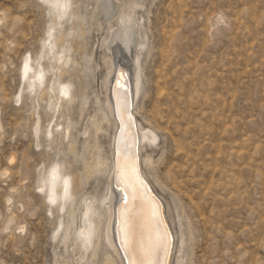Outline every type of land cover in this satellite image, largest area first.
Masks as SVG:
<instances>
[{"label": "rangeland", "instance_id": "1", "mask_svg": "<svg viewBox=\"0 0 264 264\" xmlns=\"http://www.w3.org/2000/svg\"><path fill=\"white\" fill-rule=\"evenodd\" d=\"M143 5L138 16L145 39L135 55L138 83L131 113L154 137L151 146L143 145V156L156 163L145 173L164 187L160 193L176 235L180 214L185 264H264V0H144ZM69 7L61 31L72 62L59 79L71 85L74 102L61 109L72 126L68 139L54 131L49 141L46 129L56 117L51 121L46 98L33 99L21 74L27 56L36 67L48 36L47 1L0 0V173L8 168L0 176V264H75L83 199L90 196L94 211L108 216L102 199L110 175L87 176L82 163L95 152L86 151L94 136L90 118H100L98 99L106 109L102 76L108 65L98 48L94 0H69ZM113 130L98 136L101 154L109 159ZM54 164L70 177L76 210L66 244L69 206L61 211L59 199L52 205L45 186L38 188ZM9 217L13 221L4 229ZM89 220L95 225L96 215ZM95 240L94 227L81 264H103L106 253L114 255L104 238L99 247Z\"/></svg>", "mask_w": 264, "mask_h": 264}, {"label": "bare ground", "instance_id": "2", "mask_svg": "<svg viewBox=\"0 0 264 264\" xmlns=\"http://www.w3.org/2000/svg\"><path fill=\"white\" fill-rule=\"evenodd\" d=\"M44 1H47L48 15L52 18L48 36L37 54L36 67L30 65V59L27 56L23 60L21 74L25 88L30 95H33V99L36 95L46 98V106L52 115L51 121L56 117L51 128L46 129L49 141H53L54 131L57 133L56 136L68 139L72 126L69 116L61 109H68L74 102L71 85L59 79V76L67 73L72 62L69 55L70 48L64 44V34L61 31L64 22L69 19L70 7L69 0ZM143 4L144 0H114V2L94 0L92 19L98 23L99 30H101L98 48L103 53L101 58L103 65L105 63L108 65L102 76V91H104L106 109L101 106L100 99H98L100 118L97 119V115L90 118L94 136L91 137V144L88 143L86 146V151L95 150V152L90 155L89 159H83L82 163L87 176L106 173L110 175L108 192L102 199L108 216L105 220L102 212L94 211L93 199L90 196L83 199L79 225L76 228L81 253L75 264H81L86 260L85 251L90 245L94 227L97 247L104 238L114 253V255L106 253L103 264H119V262L121 264H185L184 250L187 240L185 241L186 233L183 232L185 229H183L180 214L177 212L176 215L179 229L176 235L172 230L168 210L162 197L164 194H161L164 187L157 179L152 183L145 173V168L154 169L156 165L150 155L146 154L144 157L142 154L143 145L146 143L150 145L154 142V137L152 133L142 128L131 113L135 107L138 83L135 55L145 39L142 32V21L138 16V11L144 6ZM220 18L218 16L215 22L217 23ZM73 29L74 27H71V30ZM96 63L99 68L98 61ZM118 67L126 72L130 85V98L126 94L124 85H116L114 82L112 86ZM46 72L48 75H45ZM122 83L123 81L120 84ZM129 114L134 118L133 123ZM62 118L65 121L59 122ZM38 123L36 122L33 127L35 138L38 137ZM113 128L111 160L101 154L102 147L99 145L98 136L107 134ZM135 137L137 141L136 160L134 157ZM68 145L69 151L72 152L73 144L69 142ZM13 160L14 157L11 156L8 163H12ZM136 164L137 169H135ZM7 172L8 168H4L0 176H5ZM39 182L41 185L38 188L42 189L45 186L46 197L52 205L58 198L61 211L69 206L66 212L69 220L62 236V241L66 244L76 221V210L72 206L73 198L70 195V177L61 174L59 165L54 164L48 169L45 178L39 179ZM118 185H120L119 188H117ZM121 198L124 199L121 200ZM9 201L8 198L6 201L8 205H10ZM19 207L22 208V205ZM176 211H178L177 208ZM91 215L97 217L95 225L89 220ZM12 221L13 218L9 217L4 229H7ZM61 225L62 223L59 224ZM16 228L21 233L24 230V227L20 225ZM54 235H58V231H54Z\"/></svg>", "mask_w": 264, "mask_h": 264}, {"label": "water", "instance_id": "3", "mask_svg": "<svg viewBox=\"0 0 264 264\" xmlns=\"http://www.w3.org/2000/svg\"><path fill=\"white\" fill-rule=\"evenodd\" d=\"M123 83L120 84L122 81ZM127 80V82H126ZM114 82H116V85H124V87H126L125 91H126V94H128V98H130V85H129V82H128V78H127V75H126V72L124 71L123 68L121 67H118L116 72H115V75H114V78H113V82H112V86L114 85ZM129 104H130V100H129ZM130 118H131V121L132 123L134 122V118L131 114H129ZM133 119V120H132ZM134 157H135V160L137 159L136 158V144H137V141H136V137L134 139ZM135 169H137V164L135 166ZM120 185L117 186V188H119ZM124 199V198H121V200ZM117 237V236H116ZM118 240V238H117Z\"/></svg>", "mask_w": 264, "mask_h": 264}]
</instances>
